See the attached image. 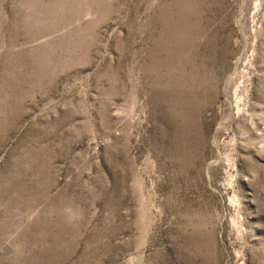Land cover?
I'll return each mask as SVG.
<instances>
[{
  "label": "rangeland",
  "instance_id": "1",
  "mask_svg": "<svg viewBox=\"0 0 264 264\" xmlns=\"http://www.w3.org/2000/svg\"><path fill=\"white\" fill-rule=\"evenodd\" d=\"M0 264H264V0H0Z\"/></svg>",
  "mask_w": 264,
  "mask_h": 264
}]
</instances>
